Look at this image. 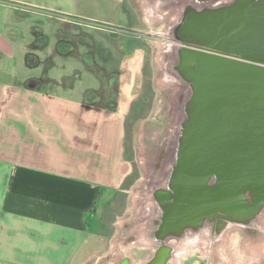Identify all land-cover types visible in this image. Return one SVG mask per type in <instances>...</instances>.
<instances>
[{"label": "water", "instance_id": "95a60500", "mask_svg": "<svg viewBox=\"0 0 264 264\" xmlns=\"http://www.w3.org/2000/svg\"><path fill=\"white\" fill-rule=\"evenodd\" d=\"M147 7L176 16L161 56L176 90L159 180L147 183L153 213L139 231L152 244L140 243L164 249L183 241L190 247L180 254L206 249L216 264L233 263L236 248L252 256L264 250V0Z\"/></svg>", "mask_w": 264, "mask_h": 264}, {"label": "rangeland", "instance_id": "374dc122", "mask_svg": "<svg viewBox=\"0 0 264 264\" xmlns=\"http://www.w3.org/2000/svg\"><path fill=\"white\" fill-rule=\"evenodd\" d=\"M41 3L46 10L8 8V3L0 2V31L11 27L6 30L19 37V50L25 44L23 66L31 77L44 79L40 95L85 143L97 142L103 106L107 115L125 120L117 191L108 199L118 209L107 205L100 213L99 217L107 218L105 232L110 239L105 253L89 263L113 264L120 223L133 217L137 192L158 175L160 153L172 137L174 88L164 78L159 61L164 29L171 19L146 23L140 0ZM99 104L100 111L95 107ZM121 212L122 219L110 225L113 215ZM53 246L46 259L70 264L76 243L65 247L55 237ZM182 264L191 262L186 259Z\"/></svg>", "mask_w": 264, "mask_h": 264}, {"label": "crops", "instance_id": "0c3cea01", "mask_svg": "<svg viewBox=\"0 0 264 264\" xmlns=\"http://www.w3.org/2000/svg\"><path fill=\"white\" fill-rule=\"evenodd\" d=\"M0 2L46 10L42 0ZM6 29L0 31V264H61L46 259L55 237L65 247L76 243L70 264H89L110 239L100 213L107 205L118 209L108 199L117 191L125 120L106 114L96 144L75 143L77 132L38 92L40 77L23 66L25 44L19 50V37Z\"/></svg>", "mask_w": 264, "mask_h": 264}, {"label": "flooded vegetation", "instance_id": "af4514ba", "mask_svg": "<svg viewBox=\"0 0 264 264\" xmlns=\"http://www.w3.org/2000/svg\"><path fill=\"white\" fill-rule=\"evenodd\" d=\"M158 180L159 176L150 179L149 185H152L153 182H157ZM147 196V187H145L140 198L141 200L137 216L131 222L124 224L125 231L120 238L119 243L123 249L128 248L129 253L122 254V256L117 260L116 264H173L174 258L178 259L179 256L187 255V257L189 256L192 258L194 253H179L181 251L187 250V248L189 249L190 247L189 244L185 245L183 241L178 242L171 239L168 242L167 247L164 249H162L158 244H156V247L154 244L152 247H148L140 243L141 241L145 240H139V231L141 233L145 226L148 225L150 215L153 213V210L144 204L146 201H149L147 200ZM145 242L146 244L149 243V241ZM234 242L235 244H239L240 241ZM201 251L204 252V259L200 260V264H216L215 260L211 258V251L204 249L197 252ZM256 253L250 256L243 264H264V250L258 252L257 254ZM190 258L187 259L189 262H191V260H189ZM154 261L156 262L154 263ZM230 264H234V261L233 263L231 261Z\"/></svg>", "mask_w": 264, "mask_h": 264}, {"label": "bare ground", "instance_id": "6f19581e", "mask_svg": "<svg viewBox=\"0 0 264 264\" xmlns=\"http://www.w3.org/2000/svg\"><path fill=\"white\" fill-rule=\"evenodd\" d=\"M140 3H141V7H142V10H143V13H144V16H145V22L150 24V23H155L156 21H164L166 20L167 18H164V17H156L152 14V12L150 11V9L147 7V0H140ZM171 19L170 23L166 25L165 29H164V32L165 30L168 28V26L173 23L175 20H176V16H171V17H168ZM151 19V20H150ZM164 48V45H162L160 47V51H159V61L162 62V54H163V49ZM171 86V85H170ZM176 89H174V92H175ZM173 95V94H172ZM173 98V97H172ZM172 105V104H171ZM172 110V106L170 108V111ZM171 113V112H170ZM159 176V175H157ZM156 176V177H157ZM155 177V178H156ZM148 183V182H147ZM147 183L145 184V186H143L141 189H139V191L137 192V196L135 197V200H134V203H133V217L131 219H125L123 220L121 223H120V228H121V234L116 238V247H115V260H117L118 258H120L122 256V254L124 253H129V250L128 248L126 249H123L121 246H120V243H119V240L120 238L122 237L124 231H125V223H129L131 222L132 220H134V218L137 216V213H138V203H139V200L140 197L142 196V191L144 190L145 187H147ZM140 193V194H139ZM194 253V256H192V258H190L189 256L187 257V255H184V256H179L178 257V263L179 264H182V261L183 260H186L188 258H190L189 260H191V264H200V260L201 259H204V252H193ZM233 253H234V264H243L250 256L249 255H245V254H242V255H239L241 252H238V249H234L233 250ZM258 253V252H257ZM256 253V254H257ZM253 255V254H252ZM115 262V261H113Z\"/></svg>", "mask_w": 264, "mask_h": 264}, {"label": "trees", "instance_id": "16d2710c", "mask_svg": "<svg viewBox=\"0 0 264 264\" xmlns=\"http://www.w3.org/2000/svg\"><path fill=\"white\" fill-rule=\"evenodd\" d=\"M43 81H44V79H43V77H40L39 78V80H38V82H39V88H40V86H41V84L43 83ZM39 88H38V90H39ZM95 107H97V108H99V111L101 110V106H100V104L98 105V106H95ZM103 114H104V116L108 113V110H107V107H104L103 106ZM82 137H80V136H75L74 138H73V140H74V142L75 143H83L84 145L86 144V145H90V141L89 142H87V143H85V142H83L82 140Z\"/></svg>", "mask_w": 264, "mask_h": 264}]
</instances>
